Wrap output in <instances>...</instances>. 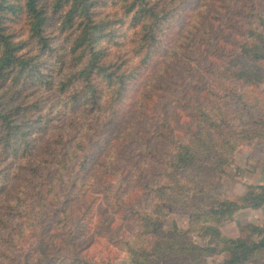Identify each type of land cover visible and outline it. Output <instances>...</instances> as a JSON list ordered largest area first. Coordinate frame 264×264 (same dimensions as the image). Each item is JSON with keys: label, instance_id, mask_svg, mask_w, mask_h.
Listing matches in <instances>:
<instances>
[{"label": "trees", "instance_id": "1", "mask_svg": "<svg viewBox=\"0 0 264 264\" xmlns=\"http://www.w3.org/2000/svg\"><path fill=\"white\" fill-rule=\"evenodd\" d=\"M207 50L220 61L202 73ZM263 81L264 0H0V156L17 160L0 170V198L17 185L0 202V264H109L86 250L92 193L124 213L128 230L109 235L133 263L264 264V225L257 238L215 225L264 204V184L231 196L215 180L242 146H261L264 166ZM168 104L185 111L178 131ZM126 120L143 128L125 136ZM140 157L158 166L141 182L150 200L125 206L116 182ZM163 205L207 241L165 229Z\"/></svg>", "mask_w": 264, "mask_h": 264}, {"label": "rangeland", "instance_id": "2", "mask_svg": "<svg viewBox=\"0 0 264 264\" xmlns=\"http://www.w3.org/2000/svg\"><path fill=\"white\" fill-rule=\"evenodd\" d=\"M257 1L258 0H255V2ZM196 3L197 1L193 2V7ZM190 11H192V4L189 3L186 12ZM171 35V37L165 38L164 46H168V44L170 45L173 42L176 36V28L173 29ZM219 41H222L223 45L227 46L228 44L225 40L223 41L222 38H219ZM205 55L206 56L202 62H196L199 64L197 69H200V72L202 73L203 69L201 66L204 64V62L207 63L212 61L214 64L215 62L217 63L220 61V59H217L216 56L213 55V53L209 50L205 51ZM150 73L151 68H148L143 70V73H140V77L145 78L149 76ZM207 74L208 71L204 73L203 77L205 78ZM260 88L264 89V81L260 83ZM162 113L163 125H167L168 128L174 129L176 131H178L179 127L184 124L187 118L182 106L179 105L168 104L162 109ZM120 118H122V116ZM133 121L130 123L128 120H126L124 123L120 124L119 130H122L125 136L128 135L132 128H143L142 123L136 124ZM149 144L151 149L157 150L159 152L161 147L160 140L154 139L153 141H150ZM261 150V146H257V144H251L248 146H242L235 151L232 163L230 165L224 166L223 171L219 172L216 176L215 180L217 182L219 194L236 196L242 194L251 184H264V166L256 161ZM37 155L38 154L36 153L34 154V157L30 156L24 161L30 163ZM137 160V166L130 170L135 173L129 172L128 176L123 179H119L116 182V187L119 189L118 192L120 195V201L125 206H138L139 204L148 203L150 200V198L146 195V191L143 189L141 182L143 181V177L146 179L151 178V176H153V172L158 169V166L154 160H143V157H140V159ZM16 167L17 160L11 159L10 157L1 158L0 156V170L6 169L7 171L8 169H15ZM90 173L91 176L89 178L84 177V180H88L85 183L83 182V178L79 177L77 183L78 186L83 188L86 186L91 187L93 176L91 171ZM80 182H82L84 185L82 186ZM11 186H15L12 190V193H10L8 196L0 198V202L2 200L5 201L13 199V191L17 185L16 183L11 182ZM90 199V203L92 204V208L96 215L93 217L94 222L92 221L90 228L86 229V236L84 237V239L91 237V240L86 245L88 254L98 255L97 257L102 256L109 258V264H136L130 260L127 254L122 251L119 246L115 245V243L110 240L109 234L112 232L125 233L128 230L124 219V213L122 211H117L118 209L116 206L111 204H109V209L102 211L104 207L101 206V201L103 199H101V196H99L98 193H92V195H90ZM76 204H78L77 201H75L73 205ZM163 206L166 220L165 229L175 228L176 230H180L182 232L187 231L188 237L197 243L204 244L207 241V235L197 232L191 228L189 217L186 213L173 210L166 205ZM98 215L103 217L104 222H109L110 226L108 230H104V227H99L100 223L96 222L99 219ZM215 225L218 227L220 232L226 236H250L257 238V233L254 231V229L263 227L264 225V204L257 209L247 208L238 210L231 217H223V219H221L219 222H216ZM103 233L105 235H103ZM223 257L224 254L208 256L206 257L205 264H221ZM155 264L163 263L161 261H157Z\"/></svg>", "mask_w": 264, "mask_h": 264}]
</instances>
